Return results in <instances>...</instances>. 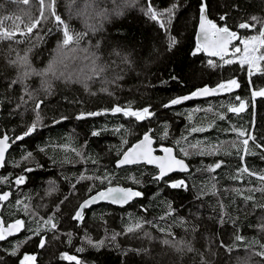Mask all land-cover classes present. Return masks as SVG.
I'll return each mask as SVG.
<instances>
[{
    "label": "trees",
    "instance_id": "trees-1",
    "mask_svg": "<svg viewBox=\"0 0 264 264\" xmlns=\"http://www.w3.org/2000/svg\"><path fill=\"white\" fill-rule=\"evenodd\" d=\"M15 1L0 0V31L18 22L15 17H20L14 15L20 6H14ZM207 3L209 18L223 26L218 17L227 13V25L236 30L239 39L257 35L264 27V0ZM149 4L160 12L177 5L170 33L145 15ZM199 5L200 0L63 1V8L56 13L73 33L83 34L76 46L87 50L68 53L63 62L58 51L62 26L55 20L39 23L27 38L15 34L12 39H0V136L25 132L36 118L35 104L41 103L40 126L23 141L11 144L6 163L0 167V177L9 181L0 183V193H10L9 200L0 203V218L6 223L20 219L26 224L16 236L0 241V264H20L26 253L37 257L36 264H76L62 259V253L76 256L83 264H264L260 254L264 251V182L260 180L264 176V148L250 141L245 154L243 138L231 131L243 130L254 135L257 144H264V97L253 99V88L237 62L224 64L195 51ZM81 8L83 11L76 13ZM252 17L258 18L252 21L255 27L237 28ZM169 34L177 41L171 50ZM37 35L43 39L37 41ZM22 50H27L28 64L35 73L21 81L22 73L28 70L18 63ZM95 54L99 55L94 59L95 67L99 68L97 60L103 67L101 78L95 75L81 82L68 78L71 66L78 67L82 57ZM210 60L215 66L209 65ZM47 61L54 62L57 75L48 72L49 68L41 75L40 68ZM232 78L241 86L231 93L162 107L200 86H215ZM250 81L255 89H264V74L254 71ZM236 97L247 103L246 109L238 114L227 112L222 106L237 105ZM116 105H131L133 110L150 106L154 115L143 121L122 113L75 118L80 112ZM217 114L226 118L220 120ZM193 127L203 131L192 132ZM147 130L156 147L171 145L176 155L181 146L193 151L189 146L198 142L201 149L220 150L216 155L183 157L189 171L172 173L163 181L154 180L157 170L152 166L116 167L123 150ZM93 132L99 135L93 136ZM29 152L32 156L24 159ZM220 161V168L206 170ZM244 167L255 175L240 171ZM81 174L101 178L108 174L109 179L80 180ZM21 175L25 182L16 185L14 181ZM181 180L185 187L168 186ZM113 184L134 187L143 196L123 207L103 203L85 209L83 220L72 219L79 202L90 194L89 188L93 192ZM248 196L252 198L246 200ZM17 200L23 203L17 205ZM169 205L174 211L166 216ZM53 215L57 229H43L45 247L40 248V238L32 236L11 254L18 241L37 229V222L42 224ZM135 222H141L142 228L125 231ZM68 233H72L70 243ZM237 235L242 239L236 240ZM86 237L103 244L93 247ZM165 239L179 241L183 250L164 244ZM78 248L84 251L77 252Z\"/></svg>",
    "mask_w": 264,
    "mask_h": 264
},
{
    "label": "snow or ice",
    "instance_id": "snow-or-ice-1",
    "mask_svg": "<svg viewBox=\"0 0 264 264\" xmlns=\"http://www.w3.org/2000/svg\"><path fill=\"white\" fill-rule=\"evenodd\" d=\"M22 2L25 5L30 4V0H22ZM89 8H91V3L88 5ZM55 9V0H39V17H32L31 23L24 26V29L21 31L17 27V31H21V34L24 35L27 38L28 33H32L34 29L38 27V24L41 20H47L49 16L54 17L55 21L57 22V26L61 27L62 30V40L58 44V51L61 56V62L63 60H66L68 58V53H75L77 51V48L75 47L80 43V41L83 39V34L81 33H73L69 27L68 24H66L62 18L56 13ZM177 9V5L173 4L170 8L164 10L163 12L154 10L153 6L151 4L148 5L147 10L145 12V15H147L153 22H156L161 29H163L166 33H170L171 28V22L174 17L175 11ZM18 20L20 18H17ZM219 21L222 22L223 26H219L217 22H214L212 19L209 18L208 15V3L207 0H200L199 5V35L202 37V39L207 44L209 41V37L212 36L215 38L213 41V46L217 47V51H213L211 54L213 56H220L221 60L224 64H232L234 61L232 59L226 58V53L228 51L227 45L231 43V41L239 39L237 36V33L235 31H231L230 27L227 25V19L228 14L223 13L218 17ZM258 18L252 17L251 21L242 22L237 27L240 29H248L250 27H255L256 25L252 23V21H257ZM15 36L14 31H0V39H12ZM37 41L42 40L43 37L37 35ZM249 40L256 41L257 43L254 44L249 50L248 48V42ZM243 45V52L244 56L239 59V63L244 66H247L248 69V76L251 77L254 74V69L257 72H260L264 74V67L260 66V62H264V27L260 28L259 36H253L247 39H241L240 41ZM177 43L174 36L168 35V48L171 50L172 47L175 46ZM201 47L198 45L196 48V52L201 51ZM87 51V50H84ZM241 52V48L235 47L233 51V55H238ZM260 53L257 55L256 53ZM195 54V53H194ZM74 58V57H73ZM85 60H88V56H84ZM18 63L22 64L25 69H30V65L28 64L27 56L21 57L18 59ZM89 63L93 66V75L99 74L102 69L95 67L94 65V58L93 60H90ZM209 65L215 66L213 61H209ZM48 72L52 73V75H57V72L55 70V66H50L48 69ZM29 75V71H24L19 78L21 81L26 79ZM43 75V73H41ZM90 78V77H89ZM175 79V77H173ZM47 84V81H46ZM241 85L238 82L237 79L232 78L227 80L226 82H221L218 84L215 88H209L208 86H205L201 89H198L197 91L192 92L190 95L177 97L171 99L167 104L162 105L164 108H169L173 105H177L182 103L185 100L192 99L196 96H210L214 95L220 92L224 93H231L234 89L239 88ZM250 86L253 88L252 90V97L253 99L255 97H264V89H255L254 85ZM50 87V85H49ZM25 90L27 91V87L25 86ZM29 99L32 98V94L28 92ZM236 101L238 102L237 105L233 106H222L226 107L227 112H231L233 114H238L243 112L246 107L247 103L240 97H236ZM23 102V98H22ZM41 108V103L37 102L35 104L34 110H36V118L33 121V123L27 127V130L23 132L21 135L10 137L7 133H4L2 136H0V167H3L6 163L5 161V153L7 152L8 148L11 146V144H14L16 141H23L25 137L30 136L36 129L40 126V114L39 109ZM111 111L112 113H122L124 116L127 117H134L137 121H143L145 119H148L154 115V113L150 110L149 107H144L142 109H136L133 110L131 105L128 107H121L120 105H116L112 107L111 109L105 110ZM208 111H211V109H208ZM104 113L102 112H87V113H80L77 115V119H84L86 116H98L102 115ZM218 118L220 120H224L226 117L224 114H217ZM61 119H67V117H61ZM54 123H58L59 121H53ZM166 127V126H165ZM192 132H198L203 131V129L193 127L191 129ZM231 131H234L237 133L239 137H242V145L243 150L245 154L248 153V146L249 142L252 141V143L258 147V148H264V144H257L256 143V137L252 134H246L243 130L238 129H231ZM93 136L99 135L98 132H93ZM164 136H167V131H165ZM183 139V137H182ZM126 143V141H125ZM177 145H180V141L176 142ZM151 144V138L146 133L143 137V140L140 142V144L133 146V148L129 149L128 151L124 152L122 154V158L118 159L116 162L117 167H122L124 165L129 164H139L142 161L147 164H156L159 171L158 174L154 177L155 181H163L167 174L169 172H172L174 170H177V168L180 171H187L188 165L185 163V160L183 157H188L190 155L198 154V155H216L217 152H219V148H205L201 149L199 148V142L194 145H190L189 147L193 149V151H189L188 149L184 148L183 146L180 147V153H182V157L177 159L176 156L173 155V149L170 147H163L162 151L166 154L165 157H156L153 156L151 153V149L147 148V145ZM233 147H236L235 144L232 145ZM137 149H142V151H137ZM75 151V150H74ZM178 153L177 155H179ZM77 155H80L79 152H77ZM32 156V153L29 152L24 157V159H27ZM243 156H241V160H243ZM222 161L216 162L214 165H209L207 167L208 172H213L215 169L220 168L222 166ZM26 171H31V169H26ZM240 171L244 173H249V175H255L254 173H250L249 169L247 167H244L240 169ZM25 176L21 175L17 177L14 181L16 185H21L25 182ZM80 180H90V179H100L101 182L104 180L109 179V175L105 174L104 177H89L81 174ZM134 179V178H133ZM260 180L264 182V176H260ZM7 177H0V183H8ZM136 183H139V181H135ZM171 188H182L185 187V183L183 180L181 181H173L169 185ZM75 186H73L74 188ZM264 191V188L261 189ZM89 193L92 192V188L88 189ZM252 191H255L253 189ZM10 193L9 192H2L0 193V203L4 201L9 200ZM143 193L139 190L133 189V188H123V187H108L106 190L98 191L96 195L90 196L88 199L84 200L83 203L80 204L79 209L75 212V215L72 217L73 220L81 221L84 219V211L87 209L90 205H93L97 202V200H108L113 204H128L130 201L142 197ZM251 196L245 197L246 200L251 199ZM23 203L21 200H17L16 204L20 205ZM25 210H27L28 205H24ZM223 207V206H221ZM146 211V209H144ZM174 211L171 209V206L169 205V211L166 212V216L170 215L171 212ZM161 219H164V217H161ZM5 221L0 220V241H4L9 236H13L16 233L21 232L26 228L25 221L16 219L12 223H8L5 226ZM151 223V222H147ZM38 226L37 229L32 231V235L25 238L24 241H18L16 246L12 250V255H15L17 251H19L21 244L26 243L28 240L32 239V236H38L39 239V247L43 248L46 246V240L44 236L41 234L43 229H47L49 231L56 230L57 229V222L55 219V216H49L46 220H43L42 224L37 222ZM142 223L141 222H135L134 226L127 227L125 231L127 232H133L136 229H141ZM161 231H165V229H161ZM145 235H148L145 233ZM69 236V243L71 242V236L72 233H68ZM115 238V237H113ZM87 243L89 245H92L93 247H99L103 244V241H99L96 243H93L91 238L86 237ZM242 239L241 236L237 235L236 240ZM164 244H172L174 247H176L178 250H183L181 247V244L179 241H170L168 239H165L163 241ZM264 248V246H262ZM84 251L83 248H78L77 252ZM261 255H264V251L260 253ZM61 258L68 261H75L76 264H83L81 260H79L74 255H69L68 253H62ZM37 257L34 254H24L23 257L20 259V264H36Z\"/></svg>",
    "mask_w": 264,
    "mask_h": 264
},
{
    "label": "rangeland",
    "instance_id": "rangeland-1",
    "mask_svg": "<svg viewBox=\"0 0 264 264\" xmlns=\"http://www.w3.org/2000/svg\"><path fill=\"white\" fill-rule=\"evenodd\" d=\"M63 1H66V0H55V11L56 10H61L60 8H63L61 6L62 2ZM21 4L25 5L22 0H16L15 1V5H19L20 6V9L18 10V14L14 15V16H19L20 19L18 20V22L14 23V24H11L9 26V28L7 29H4L3 27L1 28L2 31H14L15 34H21V31L24 29V26L27 25V24H30L31 23V18L32 17H39L40 13H39V0H30V4L29 5H25V6H22ZM79 3H76V5H78ZM81 7H84L83 6V3L80 4ZM85 8V7H84ZM84 8H81V10H77L76 13H80L83 11ZM114 11V10H113ZM112 11V12H113ZM58 14V13H57ZM15 20H17V18L15 17ZM51 20H55L54 17L52 16H49V18L47 20H41L40 23H44V22H50ZM17 27L21 30V31H17ZM27 35H30V33H28ZM253 36H259V33L256 35L254 33L252 34H248L246 35L245 38H241V39H247V38H250V37H253ZM22 37H25L24 35H22ZM241 39H239L238 43L235 44L234 46H232V49H231V53H230V56L227 57V59H232L234 61H237V63L239 64V69H244V72H245V76H246V79L248 82H250V77L248 76V69H247V66L244 65L242 66L238 61L241 57L244 56V52H243V48H244V45L240 42ZM257 42L256 41H252V40H249L248 42V48L249 50H251L252 46L254 44H256ZM77 48V50H80L81 51H84L83 48H80L78 46H75ZM235 47H239L241 48V52L238 54V55H233V51H234V48ZM257 55H259L260 53H256ZM18 55V52L17 54L15 55V57H17ZM28 56V53H27V50L25 51H21L20 52V55H19V58L21 57H24V56ZM81 58V56H78V60ZM88 60H85L84 57H82V61L80 63V65L77 67V65H73L71 66L73 68V71L72 72H67V75L69 76L68 78L71 79V80H75V81H83V80H86V79H89V77L91 78L92 76H95L93 74H89V72L91 70H93V66L89 63L90 60H93V58H99V55L95 54V55H89L88 56ZM209 58V57H207ZM53 61H47L46 62V65L42 68H40V73H43L44 71H46L50 66H53ZM94 64H95V61H94ZM96 64H98L99 68L102 69L103 67L99 64L98 60L96 61ZM20 66H22L20 64ZM260 66L261 67H264V62H260ZM239 70V72H241ZM27 71H29V75H32L34 74V69L30 67V69H28ZM255 71V69H254ZM98 75L97 77L95 78H101L100 77V74H96Z\"/></svg>",
    "mask_w": 264,
    "mask_h": 264
},
{
    "label": "water",
    "instance_id": "water-1",
    "mask_svg": "<svg viewBox=\"0 0 264 264\" xmlns=\"http://www.w3.org/2000/svg\"><path fill=\"white\" fill-rule=\"evenodd\" d=\"M241 23H242V22H241ZM239 24H240V23H239ZM239 24H238V25H239ZM219 26H220V25H219ZM237 28H238V27H237ZM230 30L236 32V30H234V29H231V28H230ZM236 33H237V32H236ZM214 40H215V38L212 37V36H210V37H209V41H208V43L206 44L205 41L202 39V37L199 35V10H198L197 22H196V27H195V43H196L197 46L199 45V46L201 47V49H202L201 52H202L206 57L216 58V59H221L220 56H213V55L211 54L213 51H217V50H218L217 47L213 46V41H214ZM235 41H236V40H233V41H231L230 44L227 45V49H228V51H227V53H226V56H227L228 54H230V51H231V45H232ZM220 83H221V82H220ZM220 83H218V84H220ZM218 84H217V85H218ZM217 85H215V86H208V87H209V88H215ZM206 86H207V85H206ZM203 87H205V86H200V87L196 88L194 91H197L198 89H201V88H203ZM194 91H193V92H194ZM190 94H191V93H190ZM190 94H186V95H190ZM218 94H219V93L214 94V95H210V96H196V97H193L192 99H202V98H207V97L216 96V95H218ZM186 95H182V96H186ZM182 96H178V97H182ZM189 100H191V99H189ZM168 102H169V101H168ZM168 102H167V103H168ZM167 103H166V104H167ZM110 109H111V108H110ZM105 110H107V109H102L101 111H95V110H94V111H88V112H102V113H104V114L112 113L111 111H107V112H106ZM80 113H82V112H80ZM80 113L75 114V118H76L77 115L80 114ZM83 113H87V112H83ZM87 117H93V116H86L85 118H87ZM146 133H147V134L150 136V138H151V144H150V145H147L146 147L149 148V149H151V153H152L153 156H156V157H165L166 154L162 151V146H163V147H170V148H172V149H173V155L176 156L177 159L181 158V156L176 155L175 150H174L173 146H171V145H161V146H159V147H156V146L154 145V138L150 135V130H147V131L144 132V133H143V134H142L137 140H135L134 142H132L130 145H128V146L123 150V152L120 154V156L116 159V161H115V166H116V162H117V160L120 159V158H122V154H123L124 152H126V151H128L129 149L133 148V146L140 144V142L143 140V137H144V135H145ZM9 150H10V147L8 148L7 152L5 153V159H6V156H7V153L9 152ZM137 151H142V149H137ZM184 160H185V159H184ZM185 163L188 165V163L186 162V160H185ZM139 164H144V165L152 166V167L156 168V170H157V174H158L159 169H158V167H157L156 164H147V163H144L143 161H142L141 163H139ZM129 165H134V164H129ZM124 166H128V165H124ZM188 166H189V165H188ZM116 167H117V166H116ZM188 171H189V167H188V170H187V171H180V170L177 168V170H174V171H172V172H169V173L167 174V176L170 175V174H172V173H176V172L186 173V172H188ZM157 174H156V175H157ZM108 187H123V188H133V189H136V188H134V187L123 186V185H120V184L108 185V186H106V187H104V188H101V189H98V190H95V191L91 192V193L88 194L85 198H83V199L79 202V204H78V206H77L75 212L79 209L80 204L83 203L84 200L88 199L90 196H94V195H96V193H97L98 191L106 190ZM136 190H138V189H136ZM5 192H8V191H5ZM132 201H133V200H132ZM132 201H130V202H132ZM130 202H129V203H130ZM103 203H105V204H110V205H112V206H116V207H123V206H126V205H127V204H123V205H120V204H113V203H111V202L108 201V200H97V202H96L95 204L90 205L87 209H90V208H92V207H94V206H97V205H100V204H103ZM74 215H75V214H74ZM0 220H2V219L0 218ZM12 222H14V220L5 223V226H6L8 223H12ZM9 237H10V236H9Z\"/></svg>",
    "mask_w": 264,
    "mask_h": 264
},
{
    "label": "flooded vegetation",
    "instance_id": "flooded-vegetation-1",
    "mask_svg": "<svg viewBox=\"0 0 264 264\" xmlns=\"http://www.w3.org/2000/svg\"><path fill=\"white\" fill-rule=\"evenodd\" d=\"M230 52H231V51H230ZM209 58H210V57H209ZM85 197H86V196H85ZM85 197H84V198H85ZM90 209H91V208H90ZM17 234H18V233H16V234H15V235H13V236H16ZM11 237H12V236H11ZM7 238H8V237H7Z\"/></svg>",
    "mask_w": 264,
    "mask_h": 264
},
{
    "label": "bare ground",
    "instance_id": "bare-ground-1",
    "mask_svg": "<svg viewBox=\"0 0 264 264\" xmlns=\"http://www.w3.org/2000/svg\"><path fill=\"white\" fill-rule=\"evenodd\" d=\"M199 10V9H198ZM210 98V97H209ZM194 100V99H193ZM203 100V99H202ZM133 166V165H132Z\"/></svg>",
    "mask_w": 264,
    "mask_h": 264
}]
</instances>
